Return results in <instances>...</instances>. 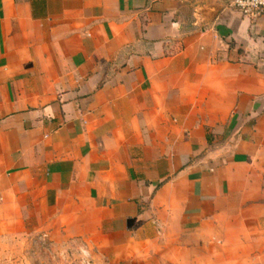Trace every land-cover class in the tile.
Listing matches in <instances>:
<instances>
[{
	"label": "crops",
	"instance_id": "crops-1",
	"mask_svg": "<svg viewBox=\"0 0 264 264\" xmlns=\"http://www.w3.org/2000/svg\"><path fill=\"white\" fill-rule=\"evenodd\" d=\"M90 264H264V17L226 0H0V238Z\"/></svg>",
	"mask_w": 264,
	"mask_h": 264
},
{
	"label": "rangeland",
	"instance_id": "rangeland-1",
	"mask_svg": "<svg viewBox=\"0 0 264 264\" xmlns=\"http://www.w3.org/2000/svg\"><path fill=\"white\" fill-rule=\"evenodd\" d=\"M84 245L46 234L0 238V264H90Z\"/></svg>",
	"mask_w": 264,
	"mask_h": 264
},
{
	"label": "built area",
	"instance_id": "built-area-1",
	"mask_svg": "<svg viewBox=\"0 0 264 264\" xmlns=\"http://www.w3.org/2000/svg\"><path fill=\"white\" fill-rule=\"evenodd\" d=\"M228 7L253 20L264 17V0H226Z\"/></svg>",
	"mask_w": 264,
	"mask_h": 264
}]
</instances>
